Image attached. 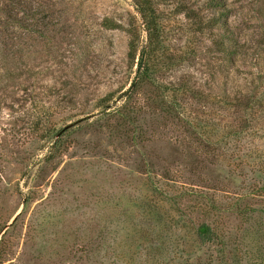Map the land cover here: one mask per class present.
Here are the masks:
<instances>
[{
	"label": "rangeland",
	"instance_id": "1",
	"mask_svg": "<svg viewBox=\"0 0 264 264\" xmlns=\"http://www.w3.org/2000/svg\"><path fill=\"white\" fill-rule=\"evenodd\" d=\"M37 1L23 3L51 17L43 37L18 0H0V232L25 202L0 264L264 260V0H220L217 25L203 0H188L202 26L180 0L158 1L155 76L177 109L143 88L129 101L135 139L115 120L96 123L105 97L122 106L149 45L135 0ZM181 85L189 92L172 94ZM137 163L155 172L134 173ZM202 223L224 242L201 245Z\"/></svg>",
	"mask_w": 264,
	"mask_h": 264
},
{
	"label": "trees",
	"instance_id": "2",
	"mask_svg": "<svg viewBox=\"0 0 264 264\" xmlns=\"http://www.w3.org/2000/svg\"><path fill=\"white\" fill-rule=\"evenodd\" d=\"M25 0H18V7H16V9L18 8V14H23L27 16V20L29 21L34 20V22L39 25L40 27H44L43 30H39L40 34L43 36H45L46 31L48 35L50 34V32H52L51 29H49L48 24L52 21V19H50L51 17L49 16L48 13H46V11H44V8L42 7V5L40 3H36L33 6L27 3H23ZM35 2H38L37 0H34ZM158 1L159 0H135V7H136V11L137 13L142 17L143 22L145 23V25L147 26V30L149 33V45H147L146 47H144L140 53H139V60L137 62V70H136V75L132 80L131 86L128 90H126L124 93H122V95L118 98V101H120L121 99H123L124 103L122 104L121 107H117V101L113 102V99H109L107 100L105 97V101H103V103H100V105H98L97 108L101 109V112H99V118L97 120V124L101 125L102 123L104 125H108V123L112 120H115L117 123L115 124L116 129L118 128H122L126 131H128L129 133L132 134V138L135 139L137 133H139L136 129V119H135V115L136 112L134 111V108L131 107L129 105V101L130 100H134V98L139 94V92L143 89V88H150L153 89L154 93L158 92V95L160 97V93H161V97H162V101L164 102V104H166V106H170L172 108H176V104L174 101L168 99V95H164L165 91L167 88L165 86H160L158 85L157 82V78H156V72L158 71L159 66L157 67V65H160V63H158V57L157 55L159 53H161L162 55H164L165 53L163 51H158L159 47H157V44L159 43V39L161 38V34L163 32V26H162V22L161 19L159 17V12L157 11L158 8ZM200 1V0H199ZM186 2H188V0H180V7L182 8L181 11H183L185 13V16L189 19V21H192L193 24H197V26H202L204 20L202 17H200L197 14L191 15V13L189 11H187L184 4H186ZM204 5H206V7H208L210 10L214 11V15L210 16L208 18V21L211 23H215V25H217L218 20L217 19V14L221 15V12L223 10H225L224 7H222V3L220 0H203ZM33 4V2H32ZM16 16V15H15ZM198 16V18H197ZM20 21H23V18L19 19ZM26 19H24V21H27ZM220 22V20H219ZM30 30V29H28ZM226 27H224V31H226ZM38 32V31H36ZM39 33V32H38ZM50 39V37H49ZM135 41H132L131 46H130V50L129 53L127 54V60L128 62L131 63V65H134V62L136 60V56H137V46L134 45ZM155 44V45H154ZM154 48H151V47ZM155 56V61H153L152 63V56ZM161 62V60H160ZM154 65H156V67H154ZM173 91L174 94L176 93V91L178 92H184V93H188L189 92V87H184V86H180V88H169ZM164 92V93H163ZM167 94V93H166ZM111 102H113V104H111ZM250 102V101H249ZM248 102V103H249ZM177 109V108H176ZM135 114V115H133ZM177 114H180V111H178ZM95 116V115H94ZM179 117V116H178ZM77 125V124H76ZM114 126V125H113ZM131 127L132 130H129L128 127ZM211 124L210 125H204L203 129L204 130H210L211 129ZM69 129L71 127H68ZM128 128V129H127ZM195 128V126H194ZM67 128L64 129H60L56 131V134L54 133V139L56 137V140L54 141L52 147L54 148H60L63 145L62 142V136L68 132ZM238 131H243L242 127L237 129ZM52 133V132H51ZM231 133V132H230ZM237 132H235L236 134ZM228 134V133H227ZM59 137V138H58ZM58 138V139H57ZM203 140V139H202ZM205 141V140H204ZM222 143V142H220ZM219 143V144H220ZM205 144L209 147H216L214 145V142H210V140L207 139V141H205ZM205 152V151H204ZM201 154V153H198ZM50 158V157H49ZM134 173H146L149 176L153 175L154 168L152 167H148V164H144L143 166L140 165V163H137L136 166L133 169ZM195 233L198 236V239L201 243V245L203 244H210V243H217L220 244L222 242H224V239L226 238V235H224L222 233V230L220 229H213L211 225L207 224V223H202L199 224L195 227ZM239 243V242H238ZM237 253V252H236ZM238 255V253H237ZM239 256V255H238ZM264 259V258H263ZM238 264V263H236ZM258 264H264V260H260L258 261Z\"/></svg>",
	"mask_w": 264,
	"mask_h": 264
},
{
	"label": "water",
	"instance_id": "3",
	"mask_svg": "<svg viewBox=\"0 0 264 264\" xmlns=\"http://www.w3.org/2000/svg\"><path fill=\"white\" fill-rule=\"evenodd\" d=\"M25 208V202H23L22 209L20 212H18L11 220L10 222L2 229L0 232V240L3 237V235L7 232V230L17 221V219L20 217L22 214L23 210Z\"/></svg>",
	"mask_w": 264,
	"mask_h": 264
}]
</instances>
